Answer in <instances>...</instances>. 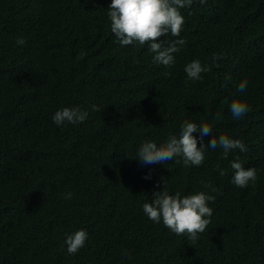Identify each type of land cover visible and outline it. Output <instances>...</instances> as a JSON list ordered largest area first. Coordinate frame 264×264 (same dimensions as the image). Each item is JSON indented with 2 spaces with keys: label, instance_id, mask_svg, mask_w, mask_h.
Returning <instances> with one entry per match:
<instances>
[{
  "label": "trees",
  "instance_id": "trees-1",
  "mask_svg": "<svg viewBox=\"0 0 264 264\" xmlns=\"http://www.w3.org/2000/svg\"><path fill=\"white\" fill-rule=\"evenodd\" d=\"M111 2L0 0V264H264V0L180 9V36L157 41L186 40L172 67L154 63L147 44H119ZM193 60L211 68L200 80L184 71ZM233 101L247 103L242 118ZM77 106L83 123H53ZM185 121L212 128L205 145L225 135L248 151L208 150L188 167L137 160L144 141L179 136ZM237 156L256 169L254 186L232 183ZM164 188L215 197L195 243L143 212ZM81 229L89 238L69 255L66 237Z\"/></svg>",
  "mask_w": 264,
  "mask_h": 264
},
{
  "label": "clouds",
  "instance_id": "clouds-1",
  "mask_svg": "<svg viewBox=\"0 0 264 264\" xmlns=\"http://www.w3.org/2000/svg\"><path fill=\"white\" fill-rule=\"evenodd\" d=\"M194 0H112L107 11L110 19L111 32L117 38L121 46H130L138 43L143 46L148 45L149 53L153 54V62L165 67H172L175 64V55L180 52L187 43L186 40L176 39L165 47V40L157 42L159 38L166 37L169 33L173 37H179L185 24V18L180 9L191 7ZM200 4L206 0H199ZM26 41L17 38L16 44L23 46ZM218 59L213 55V60ZM210 66L202 65L199 60H193L187 64L184 71L190 80H200L201 74L210 71ZM247 87V82L242 81L238 86V91L243 92ZM93 111H99L96 106ZM230 111L234 118H242L248 111L247 103L233 101ZM89 116L87 110L79 106L73 108H63L58 110L52 117L53 123L58 127L66 122L69 124L83 123ZM199 132V141L193 135ZM212 133V128L208 124H197L185 121L181 126L179 136L170 135L168 139L157 145L155 141H144L137 150V160L145 165L163 164L167 161H174V158L181 157L185 167L200 166L205 160V153L208 150L221 148L223 159H227L229 153L239 149L240 152H247L245 144L238 139H231L225 135L219 138L212 136L208 145L204 144L203 137ZM198 143L200 146L198 147ZM177 163L180 160H176ZM230 167L234 170L232 183L240 188H244L251 182L254 186L257 179L255 168H245L240 157H235L230 161ZM218 171L221 176L227 174L223 169ZM146 176L145 179H149ZM206 189L212 192L217 191L211 183L205 184ZM72 194L67 193L65 198L71 199ZM215 197L206 192H197L186 196H181L180 192L170 194L166 188L162 192H154L151 202L143 204V212L147 217L156 223H163L176 235L187 234L188 238L195 243L199 239V234L204 233L211 223L213 209L209 202H214ZM88 233L81 229L73 234L67 235L65 243L69 255L76 254L85 246L88 240Z\"/></svg>",
  "mask_w": 264,
  "mask_h": 264
}]
</instances>
